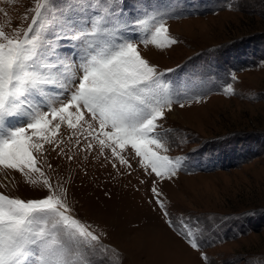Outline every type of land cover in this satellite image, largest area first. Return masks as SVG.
I'll return each instance as SVG.
<instances>
[{
  "label": "rangeland",
  "instance_id": "374dc122",
  "mask_svg": "<svg viewBox=\"0 0 264 264\" xmlns=\"http://www.w3.org/2000/svg\"><path fill=\"white\" fill-rule=\"evenodd\" d=\"M127 2L126 14L137 15L134 0ZM34 3L0 0L8 13L0 12V24L26 26L23 14ZM144 12L159 13L177 43L165 49L138 43L141 54L182 95L203 96L164 109L162 154L181 158L176 175L148 177L130 152L131 175L117 174L103 158L89 157L85 166L83 155L69 161L47 145L41 165L53 180L63 177L74 214L117 264H264V0H143ZM130 35L138 42L140 33ZM61 132L67 140L70 131ZM65 151L75 153L74 139ZM152 180L171 219L193 226L199 250L165 223ZM0 192L21 199L44 194L14 170L0 171Z\"/></svg>",
  "mask_w": 264,
  "mask_h": 264
},
{
  "label": "snow or ice",
  "instance_id": "6c2138e0",
  "mask_svg": "<svg viewBox=\"0 0 264 264\" xmlns=\"http://www.w3.org/2000/svg\"><path fill=\"white\" fill-rule=\"evenodd\" d=\"M142 2L134 0L138 14L130 16L127 0H35L23 14L26 26L0 24V171L19 172L44 193L21 199L0 192V264H117L74 214L63 177L46 174L40 159L46 145L69 161L83 155L85 166L89 157L103 158L117 174L131 175L129 152L148 177L171 179L179 170L181 158L162 154L164 109L203 96L182 95L141 54L138 43L158 49L177 43L159 13L139 14ZM132 33H140L138 42ZM151 194L169 228L199 250L193 226L171 219L156 180Z\"/></svg>",
  "mask_w": 264,
  "mask_h": 264
}]
</instances>
